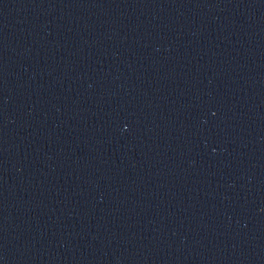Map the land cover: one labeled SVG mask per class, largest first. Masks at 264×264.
Listing matches in <instances>:
<instances>
[{"label": "water", "instance_id": "water-1", "mask_svg": "<svg viewBox=\"0 0 264 264\" xmlns=\"http://www.w3.org/2000/svg\"><path fill=\"white\" fill-rule=\"evenodd\" d=\"M0 264H264V0H0Z\"/></svg>", "mask_w": 264, "mask_h": 264}]
</instances>
